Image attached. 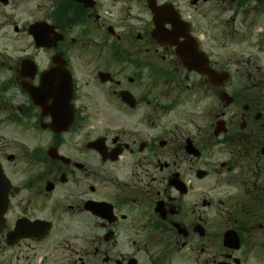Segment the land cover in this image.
<instances>
[{
	"label": "flooded vegetation",
	"instance_id": "1",
	"mask_svg": "<svg viewBox=\"0 0 264 264\" xmlns=\"http://www.w3.org/2000/svg\"><path fill=\"white\" fill-rule=\"evenodd\" d=\"M0 30V264H264V0H0Z\"/></svg>",
	"mask_w": 264,
	"mask_h": 264
},
{
	"label": "water",
	"instance_id": "2",
	"mask_svg": "<svg viewBox=\"0 0 264 264\" xmlns=\"http://www.w3.org/2000/svg\"><path fill=\"white\" fill-rule=\"evenodd\" d=\"M151 1V0H150ZM36 37L37 40H43V29H42V25H35L32 28L31 31ZM49 35L47 34V37ZM47 43V42H46ZM44 44V43H42ZM197 51L196 49H192L186 52H180V56L181 58L184 60L185 63H187L190 67L192 68H201V63L199 62V59H197Z\"/></svg>",
	"mask_w": 264,
	"mask_h": 264
},
{
	"label": "rangeland",
	"instance_id": "3",
	"mask_svg": "<svg viewBox=\"0 0 264 264\" xmlns=\"http://www.w3.org/2000/svg\"><path fill=\"white\" fill-rule=\"evenodd\" d=\"M19 24H21V23H19ZM6 31L5 30H0V33H5Z\"/></svg>",
	"mask_w": 264,
	"mask_h": 264
}]
</instances>
